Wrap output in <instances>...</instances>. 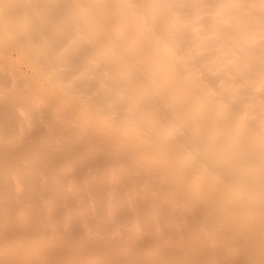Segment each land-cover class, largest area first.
Returning a JSON list of instances; mask_svg holds the SVG:
<instances>
[{"label": "bare ground", "instance_id": "1", "mask_svg": "<svg viewBox=\"0 0 264 264\" xmlns=\"http://www.w3.org/2000/svg\"><path fill=\"white\" fill-rule=\"evenodd\" d=\"M0 264H264V0H0Z\"/></svg>", "mask_w": 264, "mask_h": 264}]
</instances>
